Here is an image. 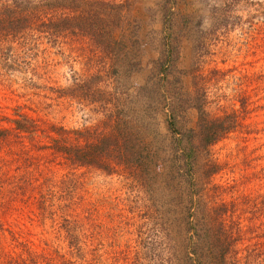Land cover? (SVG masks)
Instances as JSON below:
<instances>
[{
	"label": "rangeland",
	"instance_id": "rangeland-1",
	"mask_svg": "<svg viewBox=\"0 0 264 264\" xmlns=\"http://www.w3.org/2000/svg\"><path fill=\"white\" fill-rule=\"evenodd\" d=\"M132 1L142 69L128 84L133 90L155 74L154 89L165 97L150 128L166 138L165 120L174 107L179 124L194 129L197 102L210 117L237 115V127L208 147L206 156L219 169L206 179V195L200 191L208 205H224V217L239 225L229 264H264V0ZM169 17L176 25L172 36ZM41 41L29 54L15 45L14 63L0 54V128H11L8 119L21 112L42 126L101 130L113 102L108 59L79 35ZM169 50L174 54L165 82L158 69ZM92 75L101 77L91 81L102 91L96 101L86 89L72 88ZM176 94L189 100L178 102ZM44 145L41 136L0 134V260L21 252L22 241L50 261L69 249L64 225L70 221L82 242L79 264H158L142 237L149 206L143 188L124 171L64 163Z\"/></svg>",
	"mask_w": 264,
	"mask_h": 264
},
{
	"label": "trees",
	"instance_id": "trees-1",
	"mask_svg": "<svg viewBox=\"0 0 264 264\" xmlns=\"http://www.w3.org/2000/svg\"><path fill=\"white\" fill-rule=\"evenodd\" d=\"M132 4V0H0V54L4 58H11L10 50L14 51L15 45L29 54L42 43L41 39L51 41L63 35H79L108 59L106 70L114 81L113 91L108 93H113V102L109 101L112 106L107 109V120L101 130L69 131L54 124L42 126L30 115L20 112L8 119L12 127L0 128V134L15 130L21 137L41 136L49 144L44 146L64 163L91 166L107 173L124 171L143 188L149 201L144 214L148 226L142 237L148 254L160 260L158 264H229L239 238V225L230 219L232 216L224 217V205H208L202 190L206 179L219 169V164L206 156L208 147L237 127V115L224 113L210 117L197 102L192 105L197 111L194 129L179 124L174 107L165 120L166 138L150 128L165 97L154 89L155 74L133 90L128 84L131 75L142 69L140 26L132 14ZM170 15L173 17L174 11ZM173 21L169 17L167 36L176 31ZM172 52L168 60L167 56L161 60L158 69L165 82V66ZM12 61L14 63L17 58L8 62ZM35 69L30 68L33 75ZM100 78L92 75L90 81H75L72 88L86 89L96 101L94 95L102 91L91 81ZM172 98L183 104L189 100L179 94ZM186 109L178 111L182 113ZM44 202L42 198L41 205L44 206ZM76 227L70 221L65 223L69 249L56 253L50 261L44 252H36L26 242L19 241L22 251L3 255L0 264H79L77 259L84 254L82 242L73 234ZM88 237L93 241L90 234Z\"/></svg>",
	"mask_w": 264,
	"mask_h": 264
}]
</instances>
